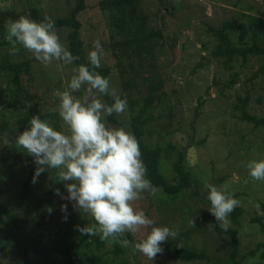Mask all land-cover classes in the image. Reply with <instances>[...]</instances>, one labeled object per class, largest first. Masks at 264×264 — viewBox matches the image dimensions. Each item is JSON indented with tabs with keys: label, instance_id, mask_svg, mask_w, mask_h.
I'll return each instance as SVG.
<instances>
[{
	"label": "rangeland",
	"instance_id": "1",
	"mask_svg": "<svg viewBox=\"0 0 264 264\" xmlns=\"http://www.w3.org/2000/svg\"><path fill=\"white\" fill-rule=\"evenodd\" d=\"M99 1L86 0L87 8L78 16L82 23L84 52L87 56L93 49L94 42H100L105 52L102 65L111 69V86L122 99H126L122 88L123 79L119 72L120 61L113 56L114 51L121 54L122 50L119 47L114 50L112 48L116 39L111 38L110 22L108 16L98 7ZM75 4V0H0L2 10H13L30 18L28 9L38 7L45 16L54 21L67 16ZM142 10L150 16V27L161 31L165 37L164 41H157L158 73L165 82L163 91L168 95L167 104L173 112L172 129L177 130L173 136L166 137L156 123L152 126L153 137L149 136L148 142L156 141L164 145L172 142L180 150H187L186 165L196 183L170 206L164 201L165 195L157 200L148 192L142 194L143 199L136 202L137 208L143 210L155 222L153 226L169 227L178 235L175 240L169 238L162 243L164 251L157 254L154 261L140 252H134L132 246L128 247V256H132L131 262L134 264H196L182 263L170 257L165 245L171 243L207 252L212 258V264H226L231 252V238L216 232L212 220L215 217L210 216L208 212L210 201L205 186L212 184L226 189L240 201L236 207L243 210L240 224L235 222L231 214L228 218L229 227L236 228L239 232L241 257L264 241V231L258 223L253 222L255 218H261L264 222V181L254 180L244 166L252 160H264V127L255 128L253 124L241 121L240 113L235 108L238 98L245 97L249 92L251 97L248 111L264 118V73L251 80L264 65V56H249L247 61L239 57L231 63V67L226 68L225 59L212 55L218 40L208 28H221L224 23L229 22L236 25L243 23L251 30L255 22L264 21V0H143ZM56 29L62 42L68 47L67 36L70 30ZM238 33L240 31H230L234 41H237ZM172 42L174 45H171ZM260 43L264 46V36ZM23 52L25 58L32 60L31 74L24 75L23 84L36 97V100L30 103L29 109L35 111V116L52 114V117L45 120L52 126L58 123L62 131H67V126L58 113L60 98L55 93L68 88L74 74L73 69L76 67L56 60L45 66L25 49ZM133 61L134 66H137V60ZM122 62L130 70L125 57ZM201 62L205 66L196 69ZM232 80L236 82L230 89L222 88ZM215 81H219L220 85H216ZM138 83L141 90L136 92L135 96H143L147 92V82L139 79ZM6 87L7 79L0 73V91ZM5 98L0 97V119H9L13 113L16 114L5 108ZM199 100L203 101L202 114L197 123L194 145L191 146L193 133L190 123ZM117 118L119 125L115 127L129 130L130 110L127 108L122 115H117ZM11 122L15 124L13 120ZM27 129L25 124L17 123L14 131L3 135V142L0 144V148L11 156L17 155L15 170L2 183L6 192L0 195V203L8 207L20 202L24 184L29 176L26 152L15 143L16 138ZM203 140L204 144H200ZM163 171L168 178L173 177L169 160L163 163ZM49 182V175L39 176L36 183H33L32 177V192L39 196L43 191H48L51 188ZM65 190L62 195L67 197L69 193L66 187ZM193 192L197 194L193 195ZM56 200L55 218L46 217L48 225L38 228L36 223L40 216H33L22 210V218L27 220V223L21 222L19 227L3 229L1 235L9 236L11 243L0 248V264H23L25 257L29 258L32 264H56L52 251L58 238L47 236L43 239L41 233L48 228H53L54 232L58 230L60 219L66 215L61 211V205L67 204V214H81L86 219L92 218L75 210L72 201L62 199L60 195L56 196ZM150 231L151 228L141 229L136 235H132L131 244L146 238ZM43 246L45 251H41ZM112 249V244L108 242L107 250ZM262 253L259 251L256 256H247L242 264H264ZM112 257L111 254L110 258L113 259Z\"/></svg>",
	"mask_w": 264,
	"mask_h": 264
},
{
	"label": "trees",
	"instance_id": "2",
	"mask_svg": "<svg viewBox=\"0 0 264 264\" xmlns=\"http://www.w3.org/2000/svg\"><path fill=\"white\" fill-rule=\"evenodd\" d=\"M163 2V0H159ZM76 4L69 10L67 16L59 18L55 22L56 28H67L69 33L68 48L74 56L79 59L71 65L78 67L81 64H88L87 56L84 52V42L81 37L82 23L78 16L87 8L86 0H75ZM143 0H100L98 7L104 14L108 16L110 22V35L116 42L112 44V48L119 47L122 53L113 52L115 59L120 61V76L123 79L122 88L126 94L128 109L130 110L129 130L138 140L142 153V160L147 167V178L157 187L159 195L152 196L160 199L165 195V203L170 206L176 202L187 190H191L196 181L193 179L191 172L186 165L187 150H180L172 142L162 144L161 142H148V138L153 137L152 126L156 123L163 131L166 137L173 136L177 130L172 129L173 112L167 104V93L163 91L165 82L159 76V66L157 63L156 47L157 41H164L165 37L161 31H156L149 25L150 16L142 10ZM30 18L42 22L45 15L38 7H30L28 9ZM22 16L21 13L13 10H2L0 7V73L4 74L7 79V87L0 91V97H6L4 100L5 108L11 109L16 114H12L9 119L4 117L0 119V144L3 142V135L6 132L15 130L16 124H25L30 128V120L35 116V111L29 109L30 103L36 100L23 84L24 75L28 76L32 71V60L25 58L24 48L17 45L19 51L10 54L11 45L6 40L7 31L4 27L8 18L13 20ZM254 27L250 30L245 24H233L226 22L221 28L209 27L208 30L217 40L216 50L212 52L213 57L225 59L224 66L231 67L237 58L242 57L247 61L249 56H264V46L260 41L264 36V21L255 22ZM240 31L237 41L231 38L230 31ZM175 42V40H173ZM171 45H174L172 42ZM23 49V50H22ZM128 61L127 69L123 58ZM133 59L137 60V66H134ZM203 62L196 66V69L203 68ZM101 75L110 79L111 69L102 65L97 69ZM196 70L193 72L195 73ZM264 73V65L253 75L252 79L259 77ZM139 79L147 82L146 94L143 96H135L136 92L141 90ZM157 79V81H155ZM232 80L230 84L223 85L222 88L230 89L235 83ZM216 85H220L219 81H215ZM6 93V96L4 94ZM224 93V92H223ZM250 93L247 92L245 97H239L235 108L240 113L239 119L243 122L251 123L255 128L264 127V118L250 114L248 106L250 104ZM104 100L111 104L114 101L111 97H104ZM195 109V115L190 123L192 129L191 146H193L194 135L197 130V123L201 117V109L203 101H198ZM26 110L23 114H20ZM4 115V114H3ZM52 114L40 116L42 120L49 119ZM13 120L15 124L11 122ZM106 122L110 125L117 126L119 121L116 114L106 117ZM56 130H61V126L56 123L53 126ZM62 131V130H61ZM204 144V140L199 142ZM15 149H17L15 147ZM26 152V151H25ZM17 157V155H15ZM16 157L11 156L9 152L0 148V195H4L6 190L2 187L3 181L8 178L15 170ZM169 160L172 166L173 177L170 179L163 171V163ZM26 165L29 169V176L23 187L22 198L20 202H16L13 206L8 207L0 203V248L11 243V239L7 235H1L4 228L19 227V223H27L22 218V210L33 216H40L37 227L41 228L48 225L46 217L55 218L56 190L65 193V183L59 182L56 176V170H46L40 177L44 175L50 176L51 188L43 191L36 196L30 185V180L35 175L37 165L34 158L26 152ZM197 192H193L196 195ZM53 209L50 214L47 208ZM209 215L212 214L208 210ZM243 210L235 208L231 213V217L237 224H240V217ZM65 217V215H64ZM215 230L221 236L231 238V252L226 259V264H242L247 256H256L262 251L264 258V241L250 250L243 257L240 256V248L238 241V230L228 227L225 231L216 220ZM254 223H258L264 231V222L261 218L253 219ZM89 223H95L90 218L86 219L81 214L69 213L67 219H60L59 227L56 232L53 228H48L41 233V238L46 239L47 236L58 238L53 248V259L56 264H134L132 256H128V247H122L119 243L111 241H101L98 236H84L77 230L76 226L84 227ZM57 235V236H55ZM129 241L133 240L132 234H126L124 237ZM141 240H137L140 242ZM111 243L112 250H107V244ZM168 255L182 263L196 264H212V258L207 252H200L193 248L177 246L171 243L165 245ZM43 246L41 251H45ZM113 255V259L110 255ZM23 264H32L29 258L24 259Z\"/></svg>",
	"mask_w": 264,
	"mask_h": 264
},
{
	"label": "clouds",
	"instance_id": "3",
	"mask_svg": "<svg viewBox=\"0 0 264 264\" xmlns=\"http://www.w3.org/2000/svg\"><path fill=\"white\" fill-rule=\"evenodd\" d=\"M4 27L12 55L19 51L20 45L45 66L53 60L70 65L79 59L62 42L55 22L48 16L42 22L27 16L8 18ZM104 55L100 42H94L87 55L88 64L74 68L68 88L55 93L60 98L58 113L67 131L56 130L37 115L15 143L34 158L37 167L33 183L46 170H56L59 182L71 181L65 184L67 197L59 189L56 194L72 201L75 210L95 221L84 227L77 225L81 235L98 236L101 241L119 243L125 248L132 246L134 252L154 261L164 251L162 243L169 238L175 240L178 233L166 226H153L155 222L136 206L144 192L155 196L158 189L147 178L135 135L106 122L108 116L122 115L128 104L111 86L110 79L97 71L102 67ZM104 97H111L114 102L108 104ZM244 166L254 180L264 181V160H252ZM205 187L210 201L208 210L227 231L228 217L240 201L226 189L212 184ZM47 211L51 214L53 209L48 207ZM61 211L66 220L67 204L61 205ZM147 228H151L150 233L134 245L124 238Z\"/></svg>",
	"mask_w": 264,
	"mask_h": 264
}]
</instances>
